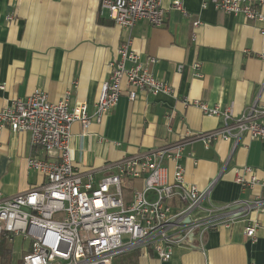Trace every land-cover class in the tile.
Returning a JSON list of instances; mask_svg holds the SVG:
<instances>
[{
  "label": "crops",
  "instance_id": "crops-1",
  "mask_svg": "<svg viewBox=\"0 0 264 264\" xmlns=\"http://www.w3.org/2000/svg\"><path fill=\"white\" fill-rule=\"evenodd\" d=\"M175 1L163 2V26L144 20L125 29L107 13L101 15L100 0H0V109L41 90L53 103L69 93L72 106L85 103L93 115L101 87L110 78L109 65L129 42L139 62L174 93L142 91L130 101L123 84L124 95L102 122L92 119L85 133L80 124L73 125L72 163L97 182L116 174L125 158L218 128L222 118L205 115L195 101L236 117L254 106L264 109V22L224 14L210 3L203 7L201 0H182L183 12L173 8ZM198 63L200 76L194 69ZM34 157L56 161L59 154L34 148L27 132L0 130L3 198L45 183L42 174L28 168ZM180 164L187 184L204 191L211 187L205 208L264 201L261 140L244 135L239 142L219 140L210 146L193 142L184 147ZM164 165L172 177L175 166ZM244 168L253 170L258 183L244 188L236 181L235 171ZM130 181L131 189H124L128 202L144 185ZM253 221L259 223L255 241L245 235ZM113 264H264V207L231 227L210 231L203 249L174 246L169 261L150 249L126 251Z\"/></svg>",
  "mask_w": 264,
  "mask_h": 264
},
{
  "label": "built area",
  "instance_id": "built-area-1",
  "mask_svg": "<svg viewBox=\"0 0 264 264\" xmlns=\"http://www.w3.org/2000/svg\"><path fill=\"white\" fill-rule=\"evenodd\" d=\"M201 1L203 7L210 3L224 14L264 22V0ZM163 2L100 0V12L125 29L144 20L158 28L166 20ZM173 8L185 12L182 0H176ZM118 54L120 59L109 65L110 78L101 87L93 115L85 103L72 106L69 93L53 103L41 90L0 109V130L27 132L34 148L59 154L56 161L39 157L28 161L30 170L45 177L41 186L10 198H3L0 191V241L13 243L21 238L29 243L20 264H113V259L126 251L141 249H150L161 260L169 261L174 246L203 249L210 231L231 227L238 218L264 207V201L255 199L205 208L211 187L204 191L187 184L180 164L184 147L193 142L210 146L219 140L239 142L244 135L264 142V123L260 121L264 109L255 106L236 117L230 110L210 109L206 103L195 101L193 105L205 115L222 118V124L212 131L190 134L176 143L125 158L117 164L116 174L99 182L93 175L84 177L70 157L75 123L85 133L92 119L102 122L124 95L123 84L127 85L130 101L142 91L174 93L139 62L129 42L119 47ZM200 68L199 63L194 65L198 76ZM165 162L175 166L172 177ZM241 171L251 175L250 179ZM235 172L236 181L244 188L258 183L251 168ZM124 180H141L144 184L141 190H134L129 202ZM258 226L253 221L245 235L255 241Z\"/></svg>",
  "mask_w": 264,
  "mask_h": 264
},
{
  "label": "rangeland",
  "instance_id": "rangeland-1",
  "mask_svg": "<svg viewBox=\"0 0 264 264\" xmlns=\"http://www.w3.org/2000/svg\"><path fill=\"white\" fill-rule=\"evenodd\" d=\"M131 186H132V182L130 180L123 181L124 189H131ZM10 245L14 249L11 264H20L21 256H23V254L25 253H28L27 251L29 249V243L27 241L24 242L23 239L19 238ZM0 264H1V258H0Z\"/></svg>",
  "mask_w": 264,
  "mask_h": 264
},
{
  "label": "trees",
  "instance_id": "trees-1",
  "mask_svg": "<svg viewBox=\"0 0 264 264\" xmlns=\"http://www.w3.org/2000/svg\"><path fill=\"white\" fill-rule=\"evenodd\" d=\"M11 243L5 239L0 241V258L1 264H11L13 256V248Z\"/></svg>",
  "mask_w": 264,
  "mask_h": 264
}]
</instances>
